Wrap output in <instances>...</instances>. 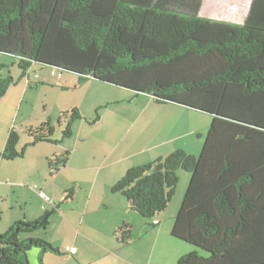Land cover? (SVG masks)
Masks as SVG:
<instances>
[{"label":"trees","instance_id":"trees-1","mask_svg":"<svg viewBox=\"0 0 264 264\" xmlns=\"http://www.w3.org/2000/svg\"><path fill=\"white\" fill-rule=\"evenodd\" d=\"M202 3L0 0V53L16 58L21 78L38 64L75 74L79 84L91 79L212 116L197 156L177 150L131 168L111 190L152 220L173 199L183 170L189 180L171 235L192 250L176 264H264V0H252L241 25L201 17ZM15 84L0 76V100ZM62 119L65 140L82 117L73 109ZM28 134L29 146L61 142L50 139V121ZM18 143L10 130L0 158H22ZM51 215L0 235V264H30L33 248L61 254L41 239L19 238L45 231ZM116 235L125 243L130 227Z\"/></svg>","mask_w":264,"mask_h":264},{"label":"rangeland","instance_id":"rangeland-1","mask_svg":"<svg viewBox=\"0 0 264 264\" xmlns=\"http://www.w3.org/2000/svg\"><path fill=\"white\" fill-rule=\"evenodd\" d=\"M248 1L238 0L236 8H232L235 10L231 11L229 9L233 3L231 0H207L204 9L205 16L201 17L241 25L247 12L246 5ZM0 64L5 65V68L0 72L2 78L10 76L16 80L15 86L19 85V87L23 86L24 82L30 84L29 88L27 87L28 89L25 88L27 90L25 100L15 106L9 119V122L15 128V132L20 137L19 149H22L27 142L32 140L28 136V131H34L46 121H50L55 131L50 139H60L66 125L63 119L59 121V118H61L63 113H70V108L74 104V106L81 104V116L85 119L82 122V127H79V121H76L71 127L75 135L81 129L79 133L81 142L73 156L72 163H70L69 156L73 152L77 135L67 142V148L65 146V149L57 148L51 143L39 142L34 146L28 145L26 152L24 151L23 158L13 161L0 158V182L8 186L0 188V235H4L24 213L27 212L29 216L34 213L36 206L41 203L40 190L46 191L48 186L49 190L46 195L49 196L54 187V190L59 192L64 186L69 188L73 177L69 167H76V163L82 161V152L93 151L92 148L97 146L96 143L104 139L111 129L117 130L119 137L122 136L125 139L136 136L139 139L140 146L144 139L147 138L148 140L150 134L159 131L158 135L148 142V147L152 148V150L147 154V159H145L147 161L145 162H153L157 157L168 155L178 149L183 150L188 155L197 156L209 130L212 116L197 110L174 104H166L163 108L144 94H138V97H136L135 93L130 90L93 80L87 81H92L90 88L87 85L82 87L85 83H77V78H75L76 84L74 87L62 88L53 81L52 86L51 84L42 85L37 83L41 71L43 73L54 71L53 74L60 73L61 75L67 72L34 64L28 70L27 77L21 78V70L18 68L16 58L7 54L0 53ZM49 78L56 79L51 78V76ZM23 89L24 87H21L22 92ZM81 101L83 103H80ZM93 104L96 105L93 106ZM96 119H99L100 122L92 124ZM167 131L169 134L166 133ZM177 135H182V137L172 141ZM1 138L3 137L1 136ZM1 138L0 147L2 149L3 139ZM65 152L69 154L68 165L66 163V170L56 182L54 178L65 168L61 163ZM178 178L179 182L176 192L167 213L181 199L189 180V174L179 170ZM52 186L54 187L52 188ZM70 188L74 187L70 186ZM79 197L83 202L85 198L84 192H80ZM102 210L99 209V217L103 216L104 211ZM62 214L64 215V210L61 211V216ZM52 218L50 217L49 219L48 230L39 232L38 236H40V239L46 242L52 239L60 244L65 243L66 239L74 241L76 233L71 235V237L70 235L67 236L65 232L67 227L64 226L62 231L59 230L60 225ZM75 224H77V221L74 220L72 229ZM74 230L76 232V229ZM87 233L93 240L94 234L89 231ZM24 236L25 234H22L21 239ZM118 240L120 241V239ZM78 242H81V240H78Z\"/></svg>","mask_w":264,"mask_h":264},{"label":"crops","instance_id":"crops-1","mask_svg":"<svg viewBox=\"0 0 264 264\" xmlns=\"http://www.w3.org/2000/svg\"><path fill=\"white\" fill-rule=\"evenodd\" d=\"M206 1L207 0H203L200 16H205L204 9ZM231 1H233V3L232 6L230 4L231 7H229V9L232 11L235 10L232 8H236V5H238V0ZM251 4L252 0H249L246 5L247 12L243 21L246 20L249 14ZM53 72L54 71L49 73L46 71V73H43V71H41L37 83H41L42 85L51 84L52 86L54 82L62 88L74 87L76 84L75 78H77L78 83V77L75 74L67 72L61 75L60 73L53 74ZM49 76L56 79H50ZM91 82L92 81L85 82L82 87L87 85L90 88ZM29 85V83H23V86H21L24 87L23 92L19 85H12L7 90L5 96L0 100V138L1 136L3 137L1 138L3 139L2 149H4L10 130L15 131V128H13L9 122L12 111L17 104L25 100L27 94L25 88H29ZM136 97H138V95ZM80 103L83 102L81 101ZM74 105L71 106V111L76 109L79 113L81 104H76L77 106ZM95 105L96 104H93V106ZM160 106L164 108L165 105L161 104ZM176 112L178 113V111ZM79 114L80 116L82 115L81 110ZM81 117L82 119L73 121L71 127H73L76 121H79V127H82V122H84L83 120L85 119L83 116ZM63 121L66 125V119H63ZM97 122H100L99 119L92 122V124H96ZM80 131L76 134L77 140L74 143L73 152L71 156H69L70 163H72L73 156L77 152V147L81 142L79 140ZM54 132L53 128V135ZM158 133L159 131H155L150 134L148 140L147 138L144 139L140 146L139 139H137L136 136L125 139L124 137L122 138V136L119 137V132L117 130L111 129L104 139L96 143L97 146L92 148L93 151L90 150L91 152L87 153L82 152V161L79 163L77 162L78 164L76 163V167L69 165V170L72 171V176L74 177L71 179L70 186L74 188L64 186L59 192L55 191V187L52 186L54 189L50 195L48 194L52 199L51 203H46L40 199L41 203L36 206L34 213L29 216L26 212L22 217L18 218V221L33 222L40 218L45 212H52V216L50 217H53L52 219L60 225L59 230L62 231L64 226H66L67 231L65 232L67 236L70 235L71 237V235L76 233V238L74 241H68L69 239H66V242L62 244L54 242L52 239L48 240L53 247L59 249L61 254L42 252L35 248L29 250L27 252V259L30 264H176L179 258L192 250L190 245L175 239L171 235L174 218L182 197L178 203L176 202L175 207H173L169 213H167V210L172 201L163 212L157 215V217L152 220H146L130 209L129 203L124 196L119 193H113L111 190L129 169L152 163L145 162L147 161L145 160L147 159V154L152 150V148L148 147V142L153 140ZM166 133L169 134L168 131ZM76 135L71 129V136L69 138L65 140H61L62 136L60 139L52 138L51 140L61 142L51 145L60 149H65L67 142L76 137ZM28 136L30 135L28 134ZM181 137L182 135H177L172 141L178 140ZM31 142L32 140L27 142L22 148L25 152L26 147ZM19 143L17 146L18 151L22 150L19 149ZM2 149L0 150V154L3 151ZM175 151L177 150L173 152ZM168 155L159 156L155 161ZM65 170L66 167L61 173L59 172L60 174H58V176L56 175L54 178L56 182ZM1 187L6 188L8 186L0 182V188ZM46 188V191L42 190L45 194L49 190L48 186ZM80 192H84L85 194L83 202L79 199ZM99 209H103V216L101 215L99 217ZM62 210H64V215L62 214L61 216ZM74 220L77 221V224H75V227L72 229L71 227L73 226ZM123 224H127L130 227V236L125 243L120 242L116 235V230ZM74 229H76V232ZM47 230L48 229H46L45 232ZM85 230L94 234L93 240L87 235L88 233ZM41 231L42 230L31 234H25L23 239L28 237L40 239L38 234ZM19 238L21 239V236ZM78 240H81V242H78Z\"/></svg>","mask_w":264,"mask_h":264},{"label":"built area","instance_id":"built-area-1","mask_svg":"<svg viewBox=\"0 0 264 264\" xmlns=\"http://www.w3.org/2000/svg\"><path fill=\"white\" fill-rule=\"evenodd\" d=\"M39 196L46 203H51L52 201V199L49 196H47L42 190L39 191Z\"/></svg>","mask_w":264,"mask_h":264}]
</instances>
